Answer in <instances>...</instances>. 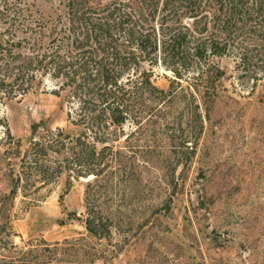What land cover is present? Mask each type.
<instances>
[{"label": "rangeland", "instance_id": "rangeland-1", "mask_svg": "<svg viewBox=\"0 0 264 264\" xmlns=\"http://www.w3.org/2000/svg\"><path fill=\"white\" fill-rule=\"evenodd\" d=\"M239 60L235 53L212 60L224 75L203 123L185 102L167 106L168 115L130 140L138 159L130 178L90 187L93 175L68 186L54 152L35 165L24 151L34 122L71 129L51 78L3 101L0 114L23 146L7 151L0 127V264H264V79L246 75ZM198 72L186 70L187 91L185 80ZM172 77L165 66L155 68L160 87L169 88ZM132 127L126 123V132ZM185 136L195 151L176 164L171 146ZM87 190L90 206L110 221L106 236L86 228Z\"/></svg>", "mask_w": 264, "mask_h": 264}, {"label": "trees", "instance_id": "trees-1", "mask_svg": "<svg viewBox=\"0 0 264 264\" xmlns=\"http://www.w3.org/2000/svg\"><path fill=\"white\" fill-rule=\"evenodd\" d=\"M230 53L246 75L264 79V0H0V104L42 87L46 78L55 82L71 129L34 122L24 151L35 165L50 151L57 154L68 186L91 175L87 187L130 178L126 171L138 161L130 140L168 115L169 105L185 102L201 123L224 75L212 60ZM159 65L173 72L167 89L153 78ZM191 66L199 72L185 80L193 88L187 91L183 79ZM128 122L133 127L126 132ZM0 127L7 151L22 152L23 141L1 114ZM187 141L171 146L176 164L195 151ZM89 197L87 190L86 228L106 236L110 221Z\"/></svg>", "mask_w": 264, "mask_h": 264}]
</instances>
